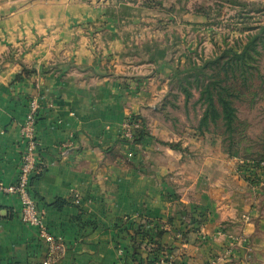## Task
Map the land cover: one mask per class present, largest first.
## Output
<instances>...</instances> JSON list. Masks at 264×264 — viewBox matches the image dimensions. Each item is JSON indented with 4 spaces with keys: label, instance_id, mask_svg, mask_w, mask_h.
<instances>
[{
    "label": "crops",
    "instance_id": "obj_1",
    "mask_svg": "<svg viewBox=\"0 0 264 264\" xmlns=\"http://www.w3.org/2000/svg\"><path fill=\"white\" fill-rule=\"evenodd\" d=\"M142 5L0 0V184L17 179L34 97L30 190L65 245L54 264H137L154 247L137 229L155 227L165 264H209L229 246L220 264H264V171L159 120L172 47L183 58L185 40ZM132 114L147 133L130 143ZM19 209L0 189V264H41L47 246Z\"/></svg>",
    "mask_w": 264,
    "mask_h": 264
},
{
    "label": "rangeland",
    "instance_id": "obj_2",
    "mask_svg": "<svg viewBox=\"0 0 264 264\" xmlns=\"http://www.w3.org/2000/svg\"><path fill=\"white\" fill-rule=\"evenodd\" d=\"M96 2H123L135 4L138 1L145 8L155 11L160 15L159 24L172 23L177 29L173 30V37L181 34L184 36L185 45L179 48L186 51L183 58L177 57L178 48L174 42L173 57L171 62L175 69L180 63H188L191 66L194 63L200 64L205 58H211L220 53L223 47L236 46L241 41L240 38L250 32L251 27L258 24L264 15V0H90ZM148 2L149 4H146ZM142 5V6H143ZM160 24V25H161ZM186 46V48H182ZM191 58V59H190ZM193 58V59H192ZM259 59V55H254L253 62ZM251 62V63H253ZM264 61L258 67L259 75L253 70V76L247 86H239L240 79H230V92L238 96L231 97L241 121L244 126L242 138L237 147L240 155L229 156L224 152V136L220 128L210 126L209 131L202 135H197L190 128L198 120L202 107L199 103L193 102L198 98V91L193 92L190 105L184 106L183 96H179L175 106L171 103L162 102L163 96L158 107L157 115L161 122H164L172 131L180 130L194 134L199 139H208L217 143L218 150L224 158H236L243 164L257 167L252 158L264 159ZM188 66V67H189ZM206 72H212V69L206 67ZM236 72V71H234ZM168 81V78H167ZM248 87L247 89H245ZM194 107H193V106ZM209 141H206L207 143ZM256 150V153H249ZM247 160V161H246ZM247 162V163H246ZM249 162V163H248ZM262 162V161H261ZM259 162V165H261ZM253 167H251L253 169ZM260 167V166H259Z\"/></svg>",
    "mask_w": 264,
    "mask_h": 264
},
{
    "label": "trees",
    "instance_id": "obj_3",
    "mask_svg": "<svg viewBox=\"0 0 264 264\" xmlns=\"http://www.w3.org/2000/svg\"><path fill=\"white\" fill-rule=\"evenodd\" d=\"M146 4L149 3L146 2ZM240 39L241 41L236 46L223 47L220 53L211 58H205L200 64L193 62L189 66L188 63L191 60L187 63H180L168 76V89L162 102V106L168 102L175 106L174 100L183 96L184 106H189L193 92L197 90L198 98L193 102V105L199 103L202 109L196 124L190 125V128L197 135L209 131L210 126L222 129L224 152L229 156L240 155L238 148H234L238 146L240 138L243 137L241 126H244L231 98L242 92L232 94L229 81L238 78L241 82L239 86H247L251 82L249 78L253 76V70H256L259 75L260 69L258 67L264 61V15L258 24L251 27L250 32ZM254 55H259L256 62L252 61ZM206 67L211 68L212 72H206ZM159 108L161 110L164 107ZM131 116L140 123V128L133 139L134 142H139L147 133L146 123L139 115L132 114ZM255 151L252 149V152L249 153H256ZM252 159L258 167L260 166L259 162H264V159ZM262 169L264 171V166ZM155 229V233L150 230L137 229L136 233L147 237L149 242H154V247L149 250L147 258L143 261L140 259L137 264H158L160 259L164 257V248L159 242V237L164 231L158 230L157 227ZM154 237L156 240L153 239ZM137 249L134 250V255L139 253Z\"/></svg>",
    "mask_w": 264,
    "mask_h": 264
},
{
    "label": "built area",
    "instance_id": "obj_4",
    "mask_svg": "<svg viewBox=\"0 0 264 264\" xmlns=\"http://www.w3.org/2000/svg\"><path fill=\"white\" fill-rule=\"evenodd\" d=\"M39 103L36 98H31L28 103V111L25 119L20 125V142L23 145L20 163L18 165L17 179L14 183L0 184V189L7 194H14L19 198V218L28 226L36 229L39 238L46 244L47 252L41 264H54L61 257L65 245L60 238L54 236L45 225L44 212L36 203L31 193V178L39 170V162L36 157V150L39 145L37 139L36 119ZM140 123L131 115L122 124V138L126 142H133ZM131 154V153H130ZM264 166V162L260 163ZM231 252L229 246L221 255L214 257L209 264H220ZM158 264H165L161 258Z\"/></svg>",
    "mask_w": 264,
    "mask_h": 264
}]
</instances>
